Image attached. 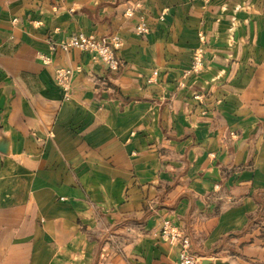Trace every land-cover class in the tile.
Returning <instances> with one entry per match:
<instances>
[{
    "label": "crops",
    "instance_id": "0c3cea01",
    "mask_svg": "<svg viewBox=\"0 0 264 264\" xmlns=\"http://www.w3.org/2000/svg\"><path fill=\"white\" fill-rule=\"evenodd\" d=\"M164 221L264 264V0H0V264H172Z\"/></svg>",
    "mask_w": 264,
    "mask_h": 264
},
{
    "label": "built area",
    "instance_id": "2783aa9c",
    "mask_svg": "<svg viewBox=\"0 0 264 264\" xmlns=\"http://www.w3.org/2000/svg\"><path fill=\"white\" fill-rule=\"evenodd\" d=\"M127 16L131 15V9H127ZM138 35H145L148 28L144 23L138 24L135 29ZM198 39L200 45L192 52L188 68L183 72V77L187 78L192 75H198L203 69L204 58V35L199 34ZM62 50L77 49L82 52L89 53L93 59L102 62L110 74H116L122 68V61L114 53V49L120 46L117 38L102 37L96 38L83 34H74L66 41L57 45ZM45 62L46 59L43 58ZM72 71L69 69H57L55 71V80L57 84L67 93V83ZM195 98H198L196 95ZM160 236L167 242L178 247L176 260L172 264H201L200 257L192 252L190 248V240L185 233L172 226L169 221H164L160 229Z\"/></svg>",
    "mask_w": 264,
    "mask_h": 264
},
{
    "label": "water",
    "instance_id": "95a60500",
    "mask_svg": "<svg viewBox=\"0 0 264 264\" xmlns=\"http://www.w3.org/2000/svg\"><path fill=\"white\" fill-rule=\"evenodd\" d=\"M215 264H227V263H220V262H216Z\"/></svg>",
    "mask_w": 264,
    "mask_h": 264
}]
</instances>
